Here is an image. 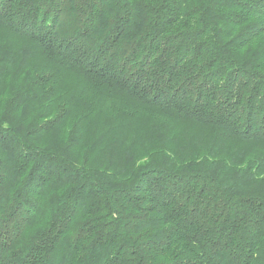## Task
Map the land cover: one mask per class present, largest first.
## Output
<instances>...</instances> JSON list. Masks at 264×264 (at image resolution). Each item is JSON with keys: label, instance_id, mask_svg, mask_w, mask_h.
<instances>
[{"label": "trees", "instance_id": "1", "mask_svg": "<svg viewBox=\"0 0 264 264\" xmlns=\"http://www.w3.org/2000/svg\"><path fill=\"white\" fill-rule=\"evenodd\" d=\"M0 264H264V0H0Z\"/></svg>", "mask_w": 264, "mask_h": 264}]
</instances>
